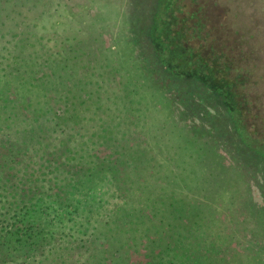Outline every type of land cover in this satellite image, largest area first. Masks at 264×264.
<instances>
[{"label": "trees", "instance_id": "obj_1", "mask_svg": "<svg viewBox=\"0 0 264 264\" xmlns=\"http://www.w3.org/2000/svg\"><path fill=\"white\" fill-rule=\"evenodd\" d=\"M146 7L150 10L144 14V0H0V135L3 136V128L12 133L35 124L27 133L32 140L38 131L46 132L48 123L55 135L64 133L72 138L68 143L72 146H67L70 157L90 163L87 173L93 177L125 174L123 169L130 164V190L143 187L136 194L127 191L129 199L140 194L148 198L157 176L164 181V189L170 173L171 181L176 178L171 191L176 187V191L185 189V195L174 202L166 201L161 212H165L164 216L134 206L121 207L115 231L119 233L121 227L128 226L133 232H154L155 220L162 223L161 233L155 232L146 240L152 244L150 251L157 250L153 255L159 257L156 264H172L164 256L171 249L168 238L178 226L169 221L165 224L167 217H174L166 210L181 207L190 214L185 227L199 215L202 220H216L218 202L213 200H218L226 182H236L233 178L238 177L231 176L222 161L202 151L201 139L190 137L188 127L175 121V110L159 82L160 76L143 71L139 45L129 29L137 23L136 28L147 29V47L159 52L162 69L205 80L213 91L218 90L243 131H239L242 141L262 155L264 144H252L255 140L247 129L245 99L230 82L228 67L216 68L211 57L206 60L187 44L186 27L178 25L182 22L177 15L178 0H152ZM16 168L10 165L4 172L13 170L9 175L16 172L19 181H23L26 168ZM97 182H88L91 184L84 189L94 203ZM182 200L192 209L181 206ZM9 208L7 202L0 203V246L12 231L21 235L26 232L21 226V215L11 213ZM233 230L228 232L232 237ZM261 230L263 240L243 227V232L254 239L250 250L264 254V227ZM134 244L129 240L126 249H121L125 263ZM234 248L237 247L208 249L210 259L206 264H233L235 260L224 257L238 251ZM118 250L111 254L120 255Z\"/></svg>", "mask_w": 264, "mask_h": 264}, {"label": "rangeland", "instance_id": "obj_2", "mask_svg": "<svg viewBox=\"0 0 264 264\" xmlns=\"http://www.w3.org/2000/svg\"><path fill=\"white\" fill-rule=\"evenodd\" d=\"M149 1L152 0H144V14L150 10H146ZM178 3L177 15L182 21L178 25L186 27L187 44L206 60L211 57L216 68L228 67L230 82L242 100L245 99L247 129L255 140L252 144L263 145L264 0H178ZM138 24L130 28L129 33L139 45L143 71L156 72L160 76L159 82L175 110V121L188 127L190 137L201 139L202 151L222 161L230 175L238 177L233 178L236 182H226L219 198L216 196L218 200H213L218 202L215 204L216 220H202L199 215L185 227V219L190 214L181 207L166 210L174 217L169 219L166 215L165 224L169 221L178 228L168 238L172 244L164 259L169 258L172 264H206L210 259L208 249L231 246L237 247L234 249L238 251L224 258L235 260L233 264H264V254L250 250L253 237L243 232L246 226L249 232L257 233L258 239L263 237L264 155L241 140L240 132L243 131L218 90L213 91L205 80L185 78L171 69L161 68L159 52L147 47V29L136 28ZM46 126V132L38 131L32 140L28 138L29 128L12 133L7 128L1 130L0 203L7 202L11 213L21 215V226L26 232L21 235L12 231L7 235L6 242L0 246V264H156L159 257L153 255L157 250L150 251L152 244L146 238L155 232L161 233L163 224L154 219L157 224L154 232L145 229L133 232L123 226L117 233L119 210L134 206L137 210L164 216L165 212H161L165 210L166 201L174 202L185 195V189L176 191V187L172 192L170 185L176 178L172 177L171 181L169 173L164 189V181L157 176L153 178V189L148 198L144 199L140 194L129 199L127 191L136 194L143 187L130 190L133 185L129 182L132 179L130 164L124 167L125 174H108L101 179L93 177L87 173L90 163L70 157L67 146H72L68 144L72 138L64 133L55 135L48 123ZM206 139L208 142H204ZM196 148L200 150L197 145ZM10 165L12 169L26 168L23 181H19L21 178L16 172L9 175L13 170L4 172ZM94 180L99 184L95 203L84 191L91 184L88 182ZM152 194L155 197L150 198ZM180 205L192 209L183 200ZM230 230L234 237L228 233ZM129 240L134 241V250L130 249V257L125 263L121 249H126ZM116 249L120 255L111 254ZM219 252L223 256V251Z\"/></svg>", "mask_w": 264, "mask_h": 264}]
</instances>
